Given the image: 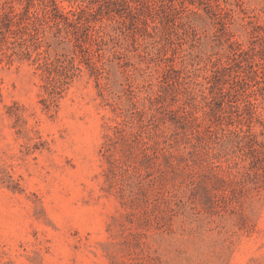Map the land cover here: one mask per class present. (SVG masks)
Returning <instances> with one entry per match:
<instances>
[{
    "label": "rangeland",
    "instance_id": "1",
    "mask_svg": "<svg viewBox=\"0 0 264 264\" xmlns=\"http://www.w3.org/2000/svg\"><path fill=\"white\" fill-rule=\"evenodd\" d=\"M0 264H264V0H0Z\"/></svg>",
    "mask_w": 264,
    "mask_h": 264
}]
</instances>
